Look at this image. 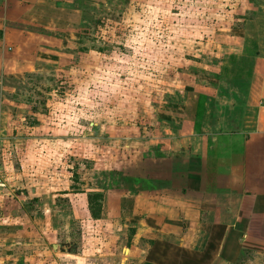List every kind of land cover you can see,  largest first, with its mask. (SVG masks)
Listing matches in <instances>:
<instances>
[{
    "label": "crops",
    "instance_id": "obj_1",
    "mask_svg": "<svg viewBox=\"0 0 264 264\" xmlns=\"http://www.w3.org/2000/svg\"><path fill=\"white\" fill-rule=\"evenodd\" d=\"M79 3L0 0V89L63 52L74 17L58 10L80 13ZM251 4L237 29L208 42L200 60L193 58L199 72L188 73L183 107L157 111V125L139 141V172L131 165L126 172V161L123 173L112 170L114 178L111 166L105 169L101 213L109 230L118 226L126 235L124 264L151 260L153 239L201 253L214 226L221 238L205 264H264V242L245 245L254 240L246 236L249 224L257 227L252 217L260 215L264 231V0ZM2 109L0 102V145ZM25 173L14 180L0 176V247L17 258L24 246L48 242L58 249L75 233L70 215L88 213L87 191H75L69 174L37 179Z\"/></svg>",
    "mask_w": 264,
    "mask_h": 264
},
{
    "label": "rangeland",
    "instance_id": "obj_2",
    "mask_svg": "<svg viewBox=\"0 0 264 264\" xmlns=\"http://www.w3.org/2000/svg\"><path fill=\"white\" fill-rule=\"evenodd\" d=\"M71 1L82 7L80 13L66 8L74 22L63 52L0 89L6 111L0 176L69 174L75 191L103 192L107 167L111 178L116 166L123 173L125 161L126 172H139V141L157 125V111L183 107L188 73L199 72L193 58L237 29L254 0ZM74 216L67 219L75 233L65 243H74L75 253L45 242L22 247L17 258L0 247V264H124L123 230H109L105 213L98 221L83 210Z\"/></svg>",
    "mask_w": 264,
    "mask_h": 264
},
{
    "label": "trees",
    "instance_id": "obj_3",
    "mask_svg": "<svg viewBox=\"0 0 264 264\" xmlns=\"http://www.w3.org/2000/svg\"><path fill=\"white\" fill-rule=\"evenodd\" d=\"M58 11L59 13H61L60 15H63L64 17L67 16L66 13L67 9H65V11L63 10H58ZM59 24H61V21H59ZM85 199H86V208L89 217L92 219H98L101 214V206H102L101 190H95V191L93 190L86 192ZM254 221L257 222L256 223L257 227L254 228L252 226L253 223H251V225L249 224L246 235L247 241H250L252 238L254 240L245 243V245L248 244L249 247L252 248H254L259 244L261 245L264 242V237L261 238L258 236V232L264 234L263 229L259 230L260 215L258 216V219L253 217L250 219V222H254ZM221 233H222V229L220 230L218 226L217 227L214 226L213 230L211 229V234H210L211 237L207 242L203 252L201 253L187 251L183 248L177 247L176 245H173L163 240H158V239L149 240L148 241L150 245L149 259L153 261L148 260L144 264H205L210 259L211 257L210 255L213 254L217 246V242L221 238Z\"/></svg>",
    "mask_w": 264,
    "mask_h": 264
},
{
    "label": "water",
    "instance_id": "obj_4",
    "mask_svg": "<svg viewBox=\"0 0 264 264\" xmlns=\"http://www.w3.org/2000/svg\"><path fill=\"white\" fill-rule=\"evenodd\" d=\"M59 251H65L68 253H75L76 252V245L74 243H64L62 246L58 247ZM123 252H127V247L122 249ZM124 262V261H123Z\"/></svg>",
    "mask_w": 264,
    "mask_h": 264
},
{
    "label": "built area",
    "instance_id": "obj_5",
    "mask_svg": "<svg viewBox=\"0 0 264 264\" xmlns=\"http://www.w3.org/2000/svg\"><path fill=\"white\" fill-rule=\"evenodd\" d=\"M0 186H3V182H2L1 177H0Z\"/></svg>",
    "mask_w": 264,
    "mask_h": 264
}]
</instances>
